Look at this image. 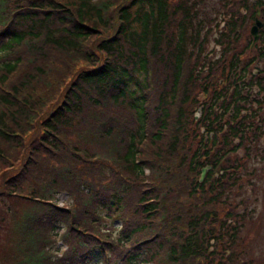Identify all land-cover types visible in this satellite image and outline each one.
<instances>
[{
  "label": "trees",
  "instance_id": "obj_1",
  "mask_svg": "<svg viewBox=\"0 0 264 264\" xmlns=\"http://www.w3.org/2000/svg\"><path fill=\"white\" fill-rule=\"evenodd\" d=\"M263 7L0 0V264H264L243 233L264 180L263 85L244 75Z\"/></svg>",
  "mask_w": 264,
  "mask_h": 264
},
{
  "label": "rangeland",
  "instance_id": "obj_2",
  "mask_svg": "<svg viewBox=\"0 0 264 264\" xmlns=\"http://www.w3.org/2000/svg\"><path fill=\"white\" fill-rule=\"evenodd\" d=\"M250 1V0H248ZM229 8L230 5L228 7V9L226 10L225 8H221V10L224 13V16H226L229 13ZM213 15V14H212ZM250 23L251 26V22ZM223 25V23H222ZM221 26V25H220ZM244 40V39H243ZM212 46L207 47V49L211 48ZM218 52V49L213 52V54L216 56ZM243 55H247V53L244 52ZM239 63H241V61L239 60ZM197 111H200L198 108H196ZM258 188L256 189L255 195L258 197V199H256L255 202H253V206L255 208V212H257L259 218H260V222L257 224H252L253 228L255 229V232L252 231L251 224H246L245 229L243 231V233H245L249 238V244L252 245V249L255 250L256 248L259 249H263L264 250V242H262V234H264V197H260V192L262 191V189L264 188V180L263 181H259V183H257ZM65 195L59 194L58 195V202L61 203V201L64 199ZM260 197V199H259ZM11 204L13 205L14 209H18V201L13 198L11 200ZM18 204V205H17ZM4 212H8V210L6 209ZM250 229V230H249ZM1 236H0V252L3 249H10L12 247L11 243L13 241V236L15 234V231L10 228L8 231L4 230L1 232Z\"/></svg>",
  "mask_w": 264,
  "mask_h": 264
},
{
  "label": "flooded vegetation",
  "instance_id": "obj_3",
  "mask_svg": "<svg viewBox=\"0 0 264 264\" xmlns=\"http://www.w3.org/2000/svg\"><path fill=\"white\" fill-rule=\"evenodd\" d=\"M263 10H264V7H263ZM261 19L263 21L262 25L264 27V12L261 15ZM260 48H261V52H262L261 58L260 59L259 58H253L254 64L250 65V67H249L250 72L248 73L249 74L248 77H250V75H251L253 79L260 78V80L262 81L263 87L258 85V83L256 81L253 84L254 86H253L252 91H253L254 95L256 96L257 101H260L261 98L264 99V42H260ZM257 101H255L253 103V107L255 109L258 108V106H260V108L258 109V115H256V118L264 115V112H262V110L264 109V102L258 103Z\"/></svg>",
  "mask_w": 264,
  "mask_h": 264
},
{
  "label": "water",
  "instance_id": "obj_4",
  "mask_svg": "<svg viewBox=\"0 0 264 264\" xmlns=\"http://www.w3.org/2000/svg\"><path fill=\"white\" fill-rule=\"evenodd\" d=\"M254 22L252 24V26L250 27L249 31H250V34L252 36V41H255L257 39V34H258V30L257 28L260 27L261 23L260 21L255 17L254 18ZM207 167H203L201 170H200V178L201 179L204 175V171Z\"/></svg>",
  "mask_w": 264,
  "mask_h": 264
},
{
  "label": "bare ground",
  "instance_id": "obj_5",
  "mask_svg": "<svg viewBox=\"0 0 264 264\" xmlns=\"http://www.w3.org/2000/svg\"><path fill=\"white\" fill-rule=\"evenodd\" d=\"M264 143V142H263Z\"/></svg>",
  "mask_w": 264,
  "mask_h": 264
}]
</instances>
